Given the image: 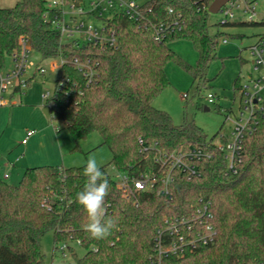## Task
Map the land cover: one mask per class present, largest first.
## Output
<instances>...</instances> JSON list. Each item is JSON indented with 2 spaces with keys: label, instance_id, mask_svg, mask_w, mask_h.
<instances>
[{
  "label": "trees",
  "instance_id": "1",
  "mask_svg": "<svg viewBox=\"0 0 264 264\" xmlns=\"http://www.w3.org/2000/svg\"><path fill=\"white\" fill-rule=\"evenodd\" d=\"M196 1L155 0L160 19H166V8L184 19L181 30L161 41L118 17L114 20L118 47L104 51L74 49L63 43L48 27L45 0H20L13 7L0 8L1 62L17 51L20 37H26L31 51L43 59L71 58L86 51L97 62L91 84L74 67L62 68L69 82L65 93L56 95L52 118L64 124L74 144L72 151L80 150V142L93 133L99 137L96 148H108L110 161L101 167L110 184L105 207L118 222L106 239L90 238L84 230L87 215L76 195L86 183V164L27 168L16 186L0 178V264H47L40 250V240L47 233H52L55 247L79 242L84 254L78 258L70 249L74 262L69 264H151L155 231L162 227L163 217L191 214L198 198L210 203L214 242L183 257H169L166 264H264V119L244 141L242 164L235 175L226 173L223 155L214 152L210 161L198 163L199 176L174 173L170 197L162 194L158 182L134 206L122 198L106 173L112 167L138 176L157 170L160 153L205 147L206 135L193 122L176 125L167 112L153 107L154 99L169 85L167 63H177L197 80L216 59L222 33L209 34V13L197 11ZM212 1L208 0V6ZM263 25L254 21L218 24L226 28ZM178 40L191 42L197 52L194 67L170 48ZM238 84L236 79L234 89Z\"/></svg>",
  "mask_w": 264,
  "mask_h": 264
},
{
  "label": "built area",
  "instance_id": "2",
  "mask_svg": "<svg viewBox=\"0 0 264 264\" xmlns=\"http://www.w3.org/2000/svg\"><path fill=\"white\" fill-rule=\"evenodd\" d=\"M208 0H197V11L208 12ZM256 0H228L218 13L223 15L220 24L234 22V11L241 10L248 14V22L255 17ZM166 19H160L155 12V0H45V19L50 30L59 34L63 43L74 49H117L118 41L114 20L124 17L127 21L148 31L153 40L161 41L174 31H179L184 25L182 14L171 8L164 11ZM264 23V20L262 21ZM264 28V25L261 26ZM225 43V41H224ZM31 49L26 37L18 39V49L11 56L0 60V106L6 105L5 94L11 91L21 92L27 88L28 80L24 75L29 61ZM252 57L251 65L255 73L245 85L238 84L234 95L239 97V115L232 121V128L227 137L220 135L218 140L207 141L205 147L194 148L186 152L172 154L160 153L156 157L158 168L156 171L131 176L115 169L116 189L122 198L138 206L139 197L143 193L152 191L159 182L162 194L170 197V187L174 183V173L180 172L188 178L200 175L198 163L210 161L214 152L221 153L226 162V173L237 174L242 164L243 145L246 138L252 135L261 120L264 119V38L249 48ZM7 59L10 66H7ZM55 81V91L51 96L46 93L42 98L46 101V108L52 116L55 110V98L58 93H65L68 79L61 70L64 66L74 67L86 84H91L97 75V62L92 56L82 52L71 58L59 57ZM41 74L44 73L40 69ZM10 97V98H11ZM10 100V99H9ZM216 97L207 95L209 104L215 103ZM33 131H27L21 144L25 145ZM18 160V158H17ZM4 179L8 175L3 176ZM137 185H140L138 187ZM194 211L187 216L163 217L162 227L155 231L153 239L151 264H166L169 257H183L193 253L198 247L208 246L214 242L216 229L211 222L210 203L198 198ZM79 246V242H75ZM63 257L70 251L68 243H61L55 247Z\"/></svg>",
  "mask_w": 264,
  "mask_h": 264
},
{
  "label": "rangeland",
  "instance_id": "3",
  "mask_svg": "<svg viewBox=\"0 0 264 264\" xmlns=\"http://www.w3.org/2000/svg\"><path fill=\"white\" fill-rule=\"evenodd\" d=\"M254 22L264 20V0H256ZM235 22H248V14L241 10L234 11ZM223 19L220 13L209 14L208 32L214 35L222 33L216 48L214 59L201 79L193 80L190 73L175 62L165 66V74L169 85L163 89L153 101V107L169 114L176 125L193 122L206 135V140H218L220 135L228 138L232 121L239 115V97L234 95V82L245 85L255 73L251 65L252 57L249 48L255 45L260 37L264 38L261 26H218ZM225 41V43H224ZM170 48L188 65L194 67L197 52L191 42L178 40L170 44ZM58 58L43 59L36 52L30 51L24 80L31 79L30 85L21 92L11 91L5 94L8 101L0 106V178L7 184L16 186L25 169L39 166L77 167L86 164L89 157L105 166L111 158L105 146L96 148L99 137L91 134L81 141L80 150L72 151L74 144L64 128V124L52 116L46 117L43 110L46 101L42 96L53 95ZM7 59V66H10ZM40 69L44 73L39 72ZM216 97L215 103L207 102V95ZM11 97V98H10ZM10 99V100H9ZM207 109V110H205ZM57 130H61L57 134ZM27 131H33L25 145L21 141ZM18 158V160H17ZM106 173L115 179V170L106 169ZM8 175L4 179V175ZM68 247L80 258L84 254L75 242ZM40 250L47 264H69L74 262L72 253L55 250L52 233H47L40 240Z\"/></svg>",
  "mask_w": 264,
  "mask_h": 264
},
{
  "label": "clouds",
  "instance_id": "4",
  "mask_svg": "<svg viewBox=\"0 0 264 264\" xmlns=\"http://www.w3.org/2000/svg\"><path fill=\"white\" fill-rule=\"evenodd\" d=\"M83 174L86 177V183L83 189L77 193L76 200L87 215L84 230L90 238L106 239L118 223L108 216L105 207V200L110 190L109 181L95 157H89ZM137 186L140 187V185Z\"/></svg>",
  "mask_w": 264,
  "mask_h": 264
},
{
  "label": "water",
  "instance_id": "5",
  "mask_svg": "<svg viewBox=\"0 0 264 264\" xmlns=\"http://www.w3.org/2000/svg\"><path fill=\"white\" fill-rule=\"evenodd\" d=\"M228 0H213L212 3L209 5L208 8V13L209 14H217L220 9L226 4ZM207 110V109H205ZM44 114L46 117L49 116V109L48 108H44L43 110Z\"/></svg>",
  "mask_w": 264,
  "mask_h": 264
},
{
  "label": "crops",
  "instance_id": "6",
  "mask_svg": "<svg viewBox=\"0 0 264 264\" xmlns=\"http://www.w3.org/2000/svg\"><path fill=\"white\" fill-rule=\"evenodd\" d=\"M20 0H0V8L13 7Z\"/></svg>",
  "mask_w": 264,
  "mask_h": 264
}]
</instances>
